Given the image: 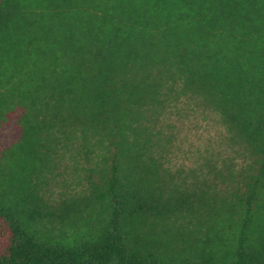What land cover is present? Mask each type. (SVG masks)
Wrapping results in <instances>:
<instances>
[{
    "label": "trees",
    "instance_id": "16d2710c",
    "mask_svg": "<svg viewBox=\"0 0 264 264\" xmlns=\"http://www.w3.org/2000/svg\"><path fill=\"white\" fill-rule=\"evenodd\" d=\"M182 101L239 169L163 167ZM67 156L101 166L55 206ZM0 264H264V0H0Z\"/></svg>",
    "mask_w": 264,
    "mask_h": 264
},
{
    "label": "rangeland",
    "instance_id": "374dc122",
    "mask_svg": "<svg viewBox=\"0 0 264 264\" xmlns=\"http://www.w3.org/2000/svg\"><path fill=\"white\" fill-rule=\"evenodd\" d=\"M155 126L154 135L162 147V165L175 181L178 176L181 183L182 179L190 183L193 173L200 180L204 173L211 181L213 174H206L209 168L235 170L244 164L218 116L191 101L174 105ZM100 166L95 160L67 156L49 178V203L57 206L63 200L88 196L91 183L97 182ZM215 183L219 184L218 180Z\"/></svg>",
    "mask_w": 264,
    "mask_h": 264
}]
</instances>
